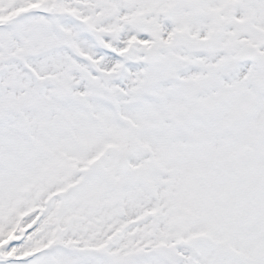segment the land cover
Wrapping results in <instances>:
<instances>
[{
	"label": "snow or ice",
	"instance_id": "6c2138e0",
	"mask_svg": "<svg viewBox=\"0 0 264 264\" xmlns=\"http://www.w3.org/2000/svg\"><path fill=\"white\" fill-rule=\"evenodd\" d=\"M0 264H264V0H0Z\"/></svg>",
	"mask_w": 264,
	"mask_h": 264
}]
</instances>
